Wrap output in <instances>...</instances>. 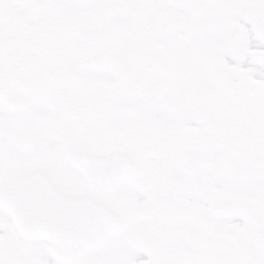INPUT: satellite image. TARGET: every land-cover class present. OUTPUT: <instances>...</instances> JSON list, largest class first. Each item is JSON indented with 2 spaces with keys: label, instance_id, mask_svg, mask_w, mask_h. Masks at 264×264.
<instances>
[{
  "label": "snow or ice",
  "instance_id": "obj_1",
  "mask_svg": "<svg viewBox=\"0 0 264 264\" xmlns=\"http://www.w3.org/2000/svg\"><path fill=\"white\" fill-rule=\"evenodd\" d=\"M0 264H264V0H0Z\"/></svg>",
  "mask_w": 264,
  "mask_h": 264
}]
</instances>
